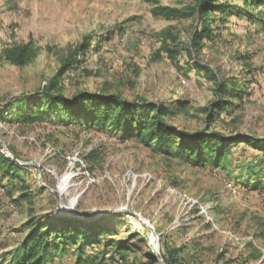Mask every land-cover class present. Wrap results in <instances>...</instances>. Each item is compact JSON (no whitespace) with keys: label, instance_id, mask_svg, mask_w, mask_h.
Listing matches in <instances>:
<instances>
[{"label":"rangeland","instance_id":"obj_1","mask_svg":"<svg viewBox=\"0 0 264 264\" xmlns=\"http://www.w3.org/2000/svg\"><path fill=\"white\" fill-rule=\"evenodd\" d=\"M242 1L230 3L250 15L217 13L214 38L196 46L190 40L195 15L154 11L158 5L189 10L196 0H0V48L28 40L38 47L24 66L0 58V104L54 82L68 95L104 91L162 102L166 119L184 129L209 126L264 137V1ZM163 29L179 36L176 59L165 51L156 56ZM108 31L110 40L103 37ZM88 34L105 40L101 48L59 73L62 59ZM193 58L215 79L186 74L184 64ZM232 79L247 83L243 99H235L228 113L214 110L210 117L217 80ZM17 111L12 121L0 120V140L25 165L21 175L31 186L32 204L17 201L9 208L0 224V255L20 241L30 207L53 214L60 202L70 205L75 197L73 211L79 215L69 214L86 220L114 215L109 222L117 230L114 238L132 248L126 260L115 257L107 264H163L149 257L154 244L144 240L148 235L156 238L159 252L164 243L184 247L181 264H264V190L229 188L238 173L210 172L156 146L96 128L46 118L25 121ZM0 200H8L1 187ZM128 211L149 229L122 214ZM73 261L63 257L55 264Z\"/></svg>","mask_w":264,"mask_h":264},{"label":"trees","instance_id":"obj_2","mask_svg":"<svg viewBox=\"0 0 264 264\" xmlns=\"http://www.w3.org/2000/svg\"><path fill=\"white\" fill-rule=\"evenodd\" d=\"M263 1L242 2L256 5ZM154 11L166 16L195 15L196 27L190 40L196 46L201 45L203 40L214 38L217 13L238 16L244 12L250 15L242 6L234 9L230 0H196L189 10L158 5ZM110 34L111 31H108L103 37L110 40ZM160 36L162 44L156 51L157 58L161 57V51H165L170 58L176 59L178 51L174 45L178 44L179 36L168 29H163ZM104 41L100 37L85 35L62 59L58 72L80 66L90 51L99 50ZM37 54L38 47L32 40L0 48V58L17 66L27 65ZM184 67L186 74L192 72L191 77L197 76L203 80L216 77L215 73L194 58L186 60ZM217 91L210 104V117L214 110L228 113L235 99H243L247 83L241 79L225 82L217 80ZM178 103L181 104V101ZM16 110L21 116L18 118L25 121L46 118L56 124L73 125L79 129L96 128L111 132L122 140L137 139L144 145L156 146L166 155L185 159L210 172L229 174L231 170L232 173H238L231 181L234 186L246 190H264V137L241 131L225 133L209 126L196 130L181 128L166 119L168 108L162 102L130 99L116 92L104 91L79 90L68 95L51 82L27 97L20 95L0 104V120L12 121ZM12 153L17 158V154L14 151ZM25 168L24 164L9 157L0 144V187L8 198L6 202L0 200V224L11 212L9 208L15 202L32 204L31 186L21 175ZM122 214L132 215L144 229H149L135 213L128 211ZM113 216L86 220L58 211L37 214L30 207L23 222L24 233L20 241L0 255V264H55L63 257L70 256L74 257L72 264H107L108 259L115 257L126 260L132 248L114 238L117 230L109 224ZM106 219L109 221H104ZM144 240L149 243L150 235L145 236ZM184 251L182 246L172 247L164 243L160 253L166 264H181L180 254ZM148 254L151 258L156 256L153 250Z\"/></svg>","mask_w":264,"mask_h":264},{"label":"water","instance_id":"obj_3","mask_svg":"<svg viewBox=\"0 0 264 264\" xmlns=\"http://www.w3.org/2000/svg\"><path fill=\"white\" fill-rule=\"evenodd\" d=\"M0 144L3 147L4 151L6 152V154L9 157L14 158L18 163H22L18 158L14 157L13 153L6 147V145L0 140ZM60 193V192H59ZM61 194V193H60ZM68 211H71V213H75L78 214L76 211H73V206H69L67 204H64L63 202H60V208L58 209L59 213H68ZM79 215V214H78ZM146 224V223H145ZM147 225V224H146ZM148 226V225H147ZM156 238L152 237L150 235V242H152V247L154 248L155 251V255L160 259V261H162L163 264H166V262L164 261L161 253L159 252V250L156 248V243H155Z\"/></svg>","mask_w":264,"mask_h":264},{"label":"built area","instance_id":"obj_4","mask_svg":"<svg viewBox=\"0 0 264 264\" xmlns=\"http://www.w3.org/2000/svg\"><path fill=\"white\" fill-rule=\"evenodd\" d=\"M227 186L229 187V188H234L235 186L233 185V183L232 182H228L227 183ZM191 200H192V198H191ZM192 202H197V200H192ZM197 204H198V206H199V211L200 212H204V214L207 216V218L209 219V220H211V217L209 216V214H208V212H207V210L204 208V206L202 205V204H200L199 202H197Z\"/></svg>","mask_w":264,"mask_h":264},{"label":"bare ground","instance_id":"obj_5","mask_svg":"<svg viewBox=\"0 0 264 264\" xmlns=\"http://www.w3.org/2000/svg\"><path fill=\"white\" fill-rule=\"evenodd\" d=\"M60 192H61V191H60ZM75 201H76V199H75V197H74V201H73V203H71L70 205H69V204H67V205H69V206H73Z\"/></svg>","mask_w":264,"mask_h":264}]
</instances>
